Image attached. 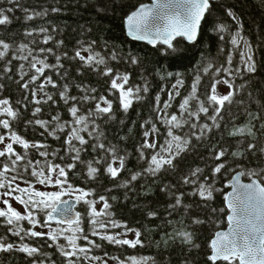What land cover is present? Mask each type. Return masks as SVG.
Here are the masks:
<instances>
[{"label":"trees","instance_id":"1","mask_svg":"<svg viewBox=\"0 0 264 264\" xmlns=\"http://www.w3.org/2000/svg\"><path fill=\"white\" fill-rule=\"evenodd\" d=\"M148 2L149 0H19L18 5H14L9 0H0V9H4L12 20L10 24L0 25V39L11 45L7 55L0 59V100L8 99L11 107L18 112L16 119L3 114L0 115V120H9L11 131H15L30 143L46 145L25 150L21 145L14 144L16 152L24 155L25 160L17 161L13 166L11 160L15 159V155L0 157V171H3V166L7 164L10 170L5 173V179L11 180L16 176L15 182L28 184L26 181H30L31 185H34L39 182L37 177L31 174L33 167L37 171L43 169L46 175L56 179V174L50 173L48 168L50 165H59L67 171L65 189L82 188L91 193L82 199L78 206L81 213L80 227L84 229L79 235H87L88 241L81 238L77 243L88 251L71 257L76 264H104V261L107 264H120L121 261L132 264L133 257L137 260L148 258L147 264H211L208 259L211 254L210 241L216 232L228 227L229 212L225 204V194L231 191L230 185L234 175L244 172L245 181L258 178L264 184V153L260 151L264 148V127H261L264 125V0H219L213 3L211 14L206 16L202 25L198 42L189 45L184 39H179L174 43L179 45L176 52L163 46L151 48L132 42L127 37V16ZM8 9L13 10L8 12ZM25 9L29 13L46 10L47 14L27 19L28 13ZM229 10L235 13L236 20L228 15ZM219 25H224L225 30L220 31ZM42 28L47 29V32H40ZM238 31L253 49V59L256 63L254 73L244 70L241 55L247 51L244 41L239 42L240 47L231 43ZM48 36L52 39L45 44L43 41ZM60 41L63 43H59ZM93 42L94 50L107 58L106 66L114 70L113 76L117 73L129 74L130 79L125 87L139 85L143 88L146 85L148 88L147 92L141 91L139 95L142 99L134 100L127 112L121 109L118 92L110 89L112 77L103 75L105 65H99L97 71L78 58H73L81 46L87 47ZM21 45L27 47L21 50ZM40 49H52V52H41ZM82 54L88 55L87 52ZM112 55L116 56L115 60L111 58ZM23 56H28V59H22ZM33 57L44 59L56 67L46 69L43 76L34 83H29L28 89H24L22 85L29 82L30 77L35 74V70L30 67ZM133 58L138 62L132 63ZM21 67L27 72L23 79ZM37 67L40 65L37 64ZM225 68L232 70V76H228ZM48 76L52 77L56 86L46 84L42 92L37 91ZM197 77H200V80L195 95L209 107V112L200 113L199 118L189 115V112L199 109L196 100L190 101L187 112L179 107L184 98L193 95L192 85L196 83ZM224 79L233 82L236 95L234 102L226 104L220 116L216 118L220 125L217 128L209 119L215 112L208 96L211 94L213 83ZM178 81H183V85H177ZM64 85H68V95L76 97L75 101L69 100L65 103L61 98L60 93L65 90ZM91 88L96 89L94 94L87 91ZM45 93L51 95L52 100H48ZM92 95L107 96L112 100L114 117L111 114L95 117V125L98 128H94L91 120L89 121L87 132H80L88 143L80 145L73 141V145L82 149L80 160L77 161L73 159L75 153L71 146L65 142L70 128L59 131L58 123H54L45 129L34 121H52L53 117L59 116L60 122H69L72 127L81 128L82 125L71 123L74 118L69 109L73 105L77 106L80 109L78 115L94 111L97 101L84 99L85 96ZM37 99L42 102L37 104ZM169 102L171 106L164 109L163 105ZM37 107L41 112L34 115ZM173 114L177 115L178 122L181 123L180 128L174 127L176 122H173V125L168 124L167 118ZM257 115L259 119L256 118ZM29 121L33 123H28ZM204 124L211 130L202 132ZM152 125L160 131L150 137L149 142L158 140V147L156 150H142L141 146L145 141L143 134ZM246 126L251 127L254 135H249L247 131L243 135H230L233 130ZM170 127L174 135L190 141L187 150L174 162L175 167L165 166L156 175L144 174L137 180L130 181L133 173H144L149 166L150 160L142 158V155L150 157L160 150L166 141L171 140L166 135ZM54 128L57 129L55 136L51 134ZM9 131L0 126V134L7 137ZM88 132H91L92 136H89ZM100 143H103L105 148H115L116 154L124 157L125 168L115 179L106 172L111 154L96 147ZM249 144H255L256 147L249 149ZM222 149H226V155L217 159V153ZM40 152H47L48 156L42 157ZM98 159L102 162L96 163ZM35 161L41 163L36 165ZM89 162L93 167L99 168L95 179L88 175ZM73 163L76 167L68 169L67 165ZM219 164H224L225 167L216 173L214 169ZM13 167L15 171L11 170ZM197 168L202 170L196 178L197 183L185 184L184 178L190 177ZM251 170H256L258 175H247ZM127 181L130 182L126 184ZM201 184L214 187L212 199L193 195ZM100 196L108 198L111 204L109 211L113 215L98 219L115 220L127 225L128 229L140 231L143 245H137L135 248L117 245L91 234V208L85 200L97 201L95 208L99 211L103 205V202L99 201ZM67 197L64 195L62 200ZM178 197L181 198V203L173 208L172 205L176 204ZM24 198L27 199V196ZM221 209L223 211H220ZM31 211L38 215L41 223L44 222V211L35 208ZM152 212L156 213L154 217L149 215ZM196 219L202 223H194ZM20 224L25 229L31 228L27 220L21 221ZM51 227L54 228L53 232L58 234L57 241H52L47 236L25 237L23 241L40 248L46 256L38 254L29 257L23 252L13 250L0 253V264H34L37 260L44 261L45 264H68V258L62 254L58 245H67L64 236L70 235V231L63 232V235L59 233L69 227ZM10 229L16 230V226L8 225L5 218H0V237L8 242L19 243V238L13 235ZM96 230L101 234L126 231L124 228ZM185 231L192 233L194 243L198 247L184 242L181 234ZM121 238L135 239V231L128 232ZM89 241H95L99 247ZM92 257L101 259H91ZM217 264L227 262L220 261Z\"/></svg>","mask_w":264,"mask_h":264},{"label":"snow or ice","instance_id":"2","mask_svg":"<svg viewBox=\"0 0 264 264\" xmlns=\"http://www.w3.org/2000/svg\"><path fill=\"white\" fill-rule=\"evenodd\" d=\"M10 3L14 5H18L19 0H9ZM213 6V0H155V4L152 6H141L137 11L132 12L126 18L127 22V31L130 36L137 40H148L149 43L156 45L157 43H162L166 46L167 49H171L173 52H176L179 48L178 44H174L177 37H183L186 41L194 43L198 39V35L200 32V27L202 21L205 19L206 15L211 14V9ZM13 9H8V12H11ZM53 11H59V9H53ZM25 12L28 13L27 19H34L39 15H46L47 11L44 12H31L29 13L27 9ZM228 15L232 17L233 20H236L235 13L231 10L228 11ZM12 22L10 16L6 14L4 9H0V25L10 24ZM220 31H224V25L218 26ZM40 32H47V29H40ZM31 34V33H29ZM52 37L48 36L44 39V43L47 44ZM244 41V45L247 49L246 52L242 53V63L245 66V71L248 73H254L256 71V63L253 59V49L247 40H244L241 32H237L236 35L232 38L231 43L240 47V41ZM59 43H63L60 41ZM89 44L87 47L81 46L79 50L75 52V57L80 61L84 62L87 66L93 67L95 70L99 71V65H105L103 75L111 76L112 79L110 81V89L116 90L118 92V99L121 105V109L124 112H127L134 102V100L142 99L139 95L141 91L147 92L148 88L145 85L143 88L141 86H128L130 76L129 74H120L117 73L113 76V69L111 67H107V58L101 55L99 52L94 50V45ZM11 45L4 40L0 39V59L4 58L7 55L8 50ZM26 45H21V50L25 49ZM41 52L48 51L52 52V49H40ZM87 52L88 55L85 56L82 53ZM66 55V54H65ZM24 60L28 59V56L21 57ZM113 60L116 59L115 55L111 57ZM59 62V57L57 58ZM138 61L133 58L132 63H137ZM10 63V61H9ZM37 64L40 67H37ZM229 64H231V57H229ZM30 67L35 70V74L30 77L29 82H26L22 85L24 89H28L29 83H34L41 76L44 75L46 69L55 68L56 65L48 64L44 59H39L37 57H33L32 62L30 63ZM63 67V65H60ZM10 70V69H9ZM207 71V69L205 70ZM224 71L228 74V76H232V70L230 68H225ZM219 74V70L217 71ZM27 75V72L23 71L21 67V79L23 76ZM200 77L196 78V83L192 85L193 95H190L183 99V102L180 104V109L182 111L187 112L189 110V105L191 100H196L199 104L198 111L189 112V115H194L199 118L200 113L207 114L209 112V107L205 106V102L200 100L195 93L198 91L197 85L199 83ZM225 84L228 86L229 91L227 93L221 94L217 92L216 85ZM50 84L53 87L56 86L55 82L52 80L51 76L45 78L44 82L40 85L37 91L42 92L45 85ZM177 85L182 86L183 81H178ZM2 87V85H0ZM174 87H176L174 85ZM64 91L60 93L61 98L67 103L69 100L75 101L76 97L69 96L68 92L70 89L68 85H64ZM87 91L92 92L93 94L96 92V89L91 88L87 89ZM35 92L33 95L35 96ZM48 100H52V96L45 93ZM178 95V93H177ZM236 95V91L233 88V82L229 79L224 80H216L211 87V94L208 96V101L213 106V111L215 115L209 117L218 128L220 125L216 122V118L220 116L222 110H224L226 104H232L234 102V96ZM171 97V93H170ZM85 100H96L97 103L95 105V110L90 111L88 114L78 115L80 109L73 105L70 109V115L74 118L71 123L76 125H82L81 128L72 127L69 122H60V117H53L52 121H44V120H35L34 123L40 125L41 127L48 129L50 124L58 123V130L64 131L65 128H70V134L66 138V144L71 146V150L75 153L73 156L74 160H80V152L81 148L73 145V141H77L80 145L87 144L88 141L84 138V136L80 135V132H87V127L89 121L94 128H98L95 125V117L100 116L101 114H111L114 117L113 112V101L108 99L107 96L96 97L85 96ZM37 104L42 101L37 99L35 101ZM46 102V101H44ZM103 105V106H102ZM171 106L170 102L165 103L163 105L164 109H167ZM41 112V109L37 107L34 110V115L36 113ZM6 114L12 119H16L18 116V112L11 107L10 101L8 99L0 100V115ZM167 118V117H165ZM259 119V116L256 117ZM167 122L169 125H173L174 127L180 128L181 123L178 122L177 115L173 114L170 118H167ZM28 123H33V121H29ZM186 123V121H185ZM0 126L4 129H9V133L7 134V138L11 140V142L5 144L6 136L4 134H0V144L5 145L3 149H0V157H4L8 155L11 157L15 155V159L11 160V164L16 165L17 161L25 160V156L16 152L13 145L18 144L23 147V149L27 150L29 148H41L46 147V145L38 144L36 142L30 143L28 140L22 138L15 131H11V124L9 120L3 119L0 120ZM195 127V125H192ZM264 127V125H261ZM57 129H52L51 134L55 136ZM211 130L207 124L203 125L201 131ZM159 128L155 125H152L149 130H145L144 137L145 141L141 146V149H154L156 150L158 147L159 141L156 139L151 140L149 142V138L154 134L159 133ZM249 135H254L252 133L251 127L238 128L233 130L230 135H243L245 132ZM89 136H92L91 132H88ZM167 137H170L171 140L166 141L163 147L160 150L155 151L150 157H143L144 159H149V166L145 169L144 173H133L130 177V181L137 180L140 176L144 174H152L156 175L160 172L165 166L169 168L175 167V161L181 155L182 152L187 150V145L190 143L189 140L184 139L179 135H174L171 127L167 131ZM195 135V133L193 134ZM59 138V137H57ZM175 142V152L173 153V144ZM101 149H105L107 153L111 154V160L106 167L107 174L115 179L119 176L120 172L125 168V160L124 157L116 154L115 148H105L103 143L96 145ZM255 144H249L248 148H255ZM262 153H264V148L260 149ZM163 153V154H162ZM236 155H243V153H234ZM40 156L47 157V152H40ZM226 155V149H222L217 153L216 158L220 159ZM102 160L98 159L96 163H101ZM31 163V162H30ZM40 161H35L36 165H39ZM75 163L67 165L68 169L75 168ZM224 164H219L215 167L214 171L216 173L221 172V169L224 168ZM10 170L9 165L5 164L3 166V171H0V188L8 187L10 191L0 193V198L6 196H12L13 193L18 192L19 195H15L14 199L19 203L24 205L27 210L26 213L22 214L16 209H14L11 204H9L8 200H3L4 204L8 205L7 210L0 209V218H5L6 223L8 225H15L16 230L12 231V234L17 236L20 240L19 243H12L5 240V238L0 237V253L2 252H11L13 250L20 251L25 253L29 257L39 255H47L46 253H42L41 249L35 246H31L27 243H23L25 237H45L52 241L58 240V234L51 231V222L56 221L57 223H66L69 225L68 229H63L60 231V235H63V232H69L70 235L64 236V239L67 241V245H58L62 254L68 258V264H76L74 260L71 259L73 256H77L78 253H86L88 249L84 246H80L77 241L79 239H83L88 241V236H80V233H83L84 229L80 227L81 224V213L73 212L70 206H68V201L62 200L64 195L69 194L68 190L65 189V184H67V171L65 167H61L59 165H50L48 171L50 173L56 174V179L53 180L50 176L46 175L44 170L41 169L37 171L35 167L32 168L31 174L37 177V180L41 184H55L59 186L63 191L56 192H43L36 191L34 188L30 191L29 188H21L19 184H16L15 187H12L13 182L17 179L16 176H13L11 180L5 183V173ZM15 171L16 169L13 167L11 169ZM27 170V169H25ZM202 170L197 168L195 169L190 177H185L183 182L185 184H196L198 174ZM99 172V168L93 167L92 163H88V175L90 178L95 179L96 174ZM245 175L244 172L238 173L235 177L234 182L230 185L232 191L225 194L226 207L229 209L230 214L227 216V221L230 225L228 231H218L215 233L214 238L210 241V249L211 254L208 256L211 264H217V261H224L227 264H236L238 261L239 264H264V184L260 182V180H253L251 183H241L239 177ZM250 176H257L258 173L256 170H251L247 173ZM130 181L125 182L126 184ZM31 188V182L26 181ZM71 187V185H69ZM73 192H79L80 195L75 197L77 202H80L82 199L91 195L89 191H85L84 189H72ZM215 191L214 187L208 184L198 185L197 190L193 193V195H199L204 199H212L213 192ZM25 195L27 199H25ZM40 197L42 199L35 200L33 197ZM182 197L183 194H180ZM113 199H115L113 197ZM99 201L103 202L102 209L97 210L95 208V204L97 201L95 200H85L86 203L89 204L91 208V216L90 220L91 225L93 226L92 235L100 236L101 239L107 240L110 243L117 245H128L132 248L137 247V245H143V241L141 240L142 233L138 230L128 229L127 225L121 224L118 221L110 220L105 221L102 219H98L100 217H110L113 215L109 210L111 209V204L108 202V198L104 196L99 197ZM181 198L178 197L176 200V204L172 205L173 208L180 205ZM41 206H43L41 208ZM40 209L46 213V219L43 223L39 219L36 218V215L31 211V209ZM220 211H223L221 209ZM150 216H155L156 213L152 212L149 214ZM27 220L31 225V228L25 229L20 224L21 221ZM194 223H202V221L196 219L193 221ZM39 225L41 228L49 229L48 232L35 231V227ZM97 228L108 229V228H124L126 229L123 233H115L108 234L105 232L101 234L97 231ZM135 231V239H127L121 238V236H126L128 232ZM184 238V242L187 244H191L193 247H198L194 243L193 235L191 232H183L181 234ZM89 243L93 244L95 247H99L95 243V241H89ZM70 248L71 250H67ZM91 259H101L99 257H92ZM148 258H141L137 260L135 257L131 258L132 264H147ZM34 264H45L44 261H34ZM54 264V262H53ZM104 264H107L104 261ZM120 264H125L124 261H121ZM154 264V262H153Z\"/></svg>","mask_w":264,"mask_h":264},{"label":"rangeland","instance_id":"3","mask_svg":"<svg viewBox=\"0 0 264 264\" xmlns=\"http://www.w3.org/2000/svg\"><path fill=\"white\" fill-rule=\"evenodd\" d=\"M216 87H217V92L221 93V94L227 93L229 91L228 86L223 84V83L218 84ZM9 142H11V140L6 137L5 144L9 143ZM4 147H5V145L0 144V149H3ZM52 179L55 180L54 178H52ZM7 181H9V179H5V183H7ZM16 184H19L21 188H29L30 191L32 190V188H34L36 191H43V192L62 191V189H60V187L55 185V184H41V183H38V184L31 185V188H30L29 184H25V183H20V182H15L14 181L13 184H12V187L14 188ZM7 191H10V189L8 187L1 188L0 193L7 192ZM68 193L69 194H67L68 197H67L66 200L71 199V198H75L77 195H80L79 192H73L72 190H68ZM15 195H19V193L15 192V193L12 194V196H6V197L0 198V209L7 210L8 205L4 204L2 202L3 200L6 199V200H8L9 204H11V206L14 209H16L17 211H19L22 214L26 213L27 210L25 209V207H23V205L21 203H19L17 200L14 199ZM36 198H37V200L42 199L40 197H36ZM33 199H35V196L33 197ZM37 217H38V215H36V218ZM35 230L36 231H41V232H48L49 231V229L41 228L39 225H37L35 227ZM51 231L52 232L54 231L53 227H51Z\"/></svg>","mask_w":264,"mask_h":264},{"label":"water","instance_id":"4","mask_svg":"<svg viewBox=\"0 0 264 264\" xmlns=\"http://www.w3.org/2000/svg\"><path fill=\"white\" fill-rule=\"evenodd\" d=\"M217 1H219V0H213V3L217 2ZM154 4H155V0H149L148 3L143 4V5H141V6H152V5H154ZM141 6H139L135 11H137ZM133 12H134V11H133ZM206 16H207V15H206ZM205 19H206V17H205ZM205 19H204V20L202 21V23H201L200 32H199L198 39H197L196 42H194V43L188 42V41H186L183 37H177V38H176V41L179 40V39H184V40L187 42V44H189V45H194V44H196V43L198 42L199 38H200L201 28H202V25H203ZM125 31H126V35H127V37H128L132 42L139 43V44H143V45H146V46L151 47V48H157L158 46L166 47V46L163 45L162 43H157L156 45H153V44L149 43V41L146 40V39H145V40H137V39H134L132 36H130V35L128 34V31H127V22H126V20H125ZM176 41H174V43H175ZM239 173H241V172H239ZM237 174H238V173H237ZM237 174H236V175H237ZM236 175H234V177H233V179H232V181H231V184L234 182ZM239 179H240V182H241V183H251L253 180H259L258 178H253V179L250 180V181H245L244 178H243V175L240 176ZM260 182H261V181H260ZM261 183H262V182H261ZM262 184H263V183H262ZM231 191H232V188H231ZM67 201H68V206L71 207V209L73 210V212H80V211L78 210L79 202H77L75 198H71V199H69V200H67ZM225 204H226V201H225ZM226 208H227V207H226ZM227 210H228V212H229V209H228V208H227ZM229 214H230V212H229ZM51 224L59 225V226H62V227H69V225L66 224V223L61 224V223H57L56 221H52ZM229 228H230V225H229V223H228V227H227L225 230H222V231H228ZM217 262H220V261H217Z\"/></svg>","mask_w":264,"mask_h":264}]
</instances>
